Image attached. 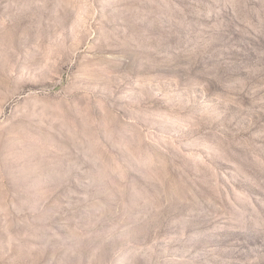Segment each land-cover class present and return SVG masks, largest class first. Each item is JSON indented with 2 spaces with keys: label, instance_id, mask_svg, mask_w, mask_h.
Returning <instances> with one entry per match:
<instances>
[{
  "label": "rangeland",
  "instance_id": "374dc122",
  "mask_svg": "<svg viewBox=\"0 0 264 264\" xmlns=\"http://www.w3.org/2000/svg\"><path fill=\"white\" fill-rule=\"evenodd\" d=\"M0 264H264V0H0Z\"/></svg>",
  "mask_w": 264,
  "mask_h": 264
}]
</instances>
